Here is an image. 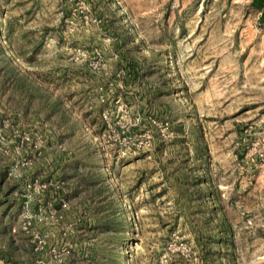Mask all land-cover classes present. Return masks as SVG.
Masks as SVG:
<instances>
[{"label":"rangeland","instance_id":"rangeland-1","mask_svg":"<svg viewBox=\"0 0 264 264\" xmlns=\"http://www.w3.org/2000/svg\"><path fill=\"white\" fill-rule=\"evenodd\" d=\"M0 264H264V0H0Z\"/></svg>","mask_w":264,"mask_h":264}]
</instances>
